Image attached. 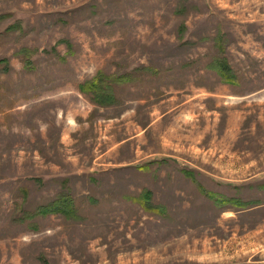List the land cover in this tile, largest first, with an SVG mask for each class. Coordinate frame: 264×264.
Here are the masks:
<instances>
[{"label":"rangeland","instance_id":"rangeland-1","mask_svg":"<svg viewBox=\"0 0 264 264\" xmlns=\"http://www.w3.org/2000/svg\"><path fill=\"white\" fill-rule=\"evenodd\" d=\"M260 171L264 0H0V264H264Z\"/></svg>","mask_w":264,"mask_h":264},{"label":"trees","instance_id":"trees-1","mask_svg":"<svg viewBox=\"0 0 264 264\" xmlns=\"http://www.w3.org/2000/svg\"><path fill=\"white\" fill-rule=\"evenodd\" d=\"M211 67L218 70V74L220 75L224 83L226 81H228L226 83H233L230 81L231 78H234V76L231 77L232 75L229 74L226 65L218 63V66L215 64H211ZM115 80L121 81L122 79L116 78ZM112 82L113 81L110 80L109 76L105 75L101 71H98L92 78L78 84V90L84 95H91L93 101H95L96 103L100 105H107L115 102V92ZM131 199L139 203L146 211L152 210V208L148 204V202H150V192L148 190L144 191L139 197H132ZM37 213H63L68 218H77V214L74 208V201L72 199L66 198L63 195H59L55 200L43 207H38Z\"/></svg>","mask_w":264,"mask_h":264},{"label":"crops","instance_id":"crops-1","mask_svg":"<svg viewBox=\"0 0 264 264\" xmlns=\"http://www.w3.org/2000/svg\"><path fill=\"white\" fill-rule=\"evenodd\" d=\"M201 92H205V93H207V90L206 89H202L201 90ZM206 96L207 95H205V98H206ZM238 96H240V94H238ZM192 98H194V97H190V98H188V99H185V100H183V102H182V108H183V112H188L189 113V111L188 110H185V107H184V105L185 104H187L186 102L188 101V100H190V99H192ZM186 118H188V119H186V122H188V120H189V118H191L190 116H189V114L188 115H186ZM186 157V156H185ZM185 162H187L186 160H184ZM189 165H184V167L185 168H187V169H189V170H196V171H200V172H204V171H206V170H204L199 164H193L192 162H189L188 163ZM215 166H217V165H215ZM264 171H260V172H257V173H255V174H252V175H250V176H248V177H246V178H244V179H242L243 181V183L245 184V185H247V187H250V186H252V187H254V188H261V187H264V174H261V173H263ZM233 180H236V179H233ZM254 194V193H253ZM255 194L256 195H264V191H262V192H260L258 189L256 190V192H255ZM227 198H222V199H220V200H222V206L224 205V206H231L230 207V209L232 210V211H235V212H237L238 210H246L248 207H252V206H249L248 204H244L242 201H241V203L239 202V199H235V198H230V199H232V201H230V200H226ZM253 199V198H252ZM254 203V202H253ZM255 203H260V202H255ZM262 203H264V202H262ZM232 204V205H231ZM238 205H240V206H238ZM253 205V204H252ZM255 205H257V204H255Z\"/></svg>","mask_w":264,"mask_h":264}]
</instances>
